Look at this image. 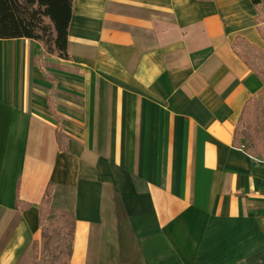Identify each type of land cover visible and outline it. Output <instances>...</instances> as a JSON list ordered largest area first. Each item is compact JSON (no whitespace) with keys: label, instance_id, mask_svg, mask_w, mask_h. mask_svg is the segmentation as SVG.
I'll list each match as a JSON object with an SVG mask.
<instances>
[{"label":"crops","instance_id":"obj_1","mask_svg":"<svg viewBox=\"0 0 264 264\" xmlns=\"http://www.w3.org/2000/svg\"><path fill=\"white\" fill-rule=\"evenodd\" d=\"M73 4L68 60L0 40V264H33L50 184L71 264H264V159L234 145L264 79L233 50L264 54V0Z\"/></svg>","mask_w":264,"mask_h":264},{"label":"trees","instance_id":"obj_2","mask_svg":"<svg viewBox=\"0 0 264 264\" xmlns=\"http://www.w3.org/2000/svg\"><path fill=\"white\" fill-rule=\"evenodd\" d=\"M259 5L262 0H251ZM74 0H0V40L30 39L40 43L44 50L57 58L68 60V32L73 17ZM235 53L264 79V54L243 39L233 44ZM257 100L247 101L240 122L235 129L234 145L254 157L264 159V142L257 131ZM62 147V137L57 135ZM53 186L46 190L40 208L43 255L38 256V242L33 244V264H71V244L75 235V218L69 212H52ZM51 219L45 229L46 217ZM49 246V250L45 247Z\"/></svg>","mask_w":264,"mask_h":264},{"label":"rangeland","instance_id":"obj_3","mask_svg":"<svg viewBox=\"0 0 264 264\" xmlns=\"http://www.w3.org/2000/svg\"><path fill=\"white\" fill-rule=\"evenodd\" d=\"M259 101H257V110H258V116H257V124H258V129L257 131L261 134V138L263 139L264 142V91L261 94V97H259L258 99ZM57 219L58 216L54 213H51L49 216L46 217L45 220H47V222H45V229H47L48 227H50V220L51 219ZM42 239V237H41ZM38 242V256L41 257L43 255V248L41 246V240L36 241ZM50 247L47 246L45 247V250H49Z\"/></svg>","mask_w":264,"mask_h":264}]
</instances>
